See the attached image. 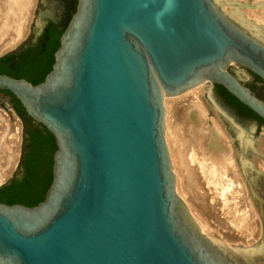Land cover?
Instances as JSON below:
<instances>
[{
	"label": "water",
	"instance_id": "1",
	"mask_svg": "<svg viewBox=\"0 0 264 264\" xmlns=\"http://www.w3.org/2000/svg\"><path fill=\"white\" fill-rule=\"evenodd\" d=\"M58 4L41 0L31 38L0 58L35 42ZM238 8L264 10V2L72 0L44 80L0 74V95L22 123L12 178L28 142L11 96L56 145L43 200L0 203V264H264V173L252 166V156L264 162L256 150L264 125L215 87L264 121V90L254 88L260 99L243 84L245 70L264 82V26ZM202 84L199 100L230 141L261 221L248 248L208 238L175 191L164 100Z\"/></svg>",
	"mask_w": 264,
	"mask_h": 264
},
{
	"label": "bare ground",
	"instance_id": "2",
	"mask_svg": "<svg viewBox=\"0 0 264 264\" xmlns=\"http://www.w3.org/2000/svg\"><path fill=\"white\" fill-rule=\"evenodd\" d=\"M234 1L244 5L264 2ZM33 2L0 0V54L18 45L28 34ZM222 9L228 13L226 6ZM238 12L244 19L264 26L263 9L238 8ZM207 87L209 85L202 84L164 100V139L175 177V191L200 231L208 238L217 243L226 238L239 240L244 248H248L262 236L260 223L235 164L230 141L199 100ZM8 128V142L12 147L5 163L0 162V183L13 169L19 153L18 128L16 124ZM1 130L3 127H0V154L5 151L6 142ZM262 140L261 154L264 153V138ZM253 162L259 163L264 170V163L257 156H252L254 167Z\"/></svg>",
	"mask_w": 264,
	"mask_h": 264
},
{
	"label": "trees",
	"instance_id": "3",
	"mask_svg": "<svg viewBox=\"0 0 264 264\" xmlns=\"http://www.w3.org/2000/svg\"><path fill=\"white\" fill-rule=\"evenodd\" d=\"M62 30L54 29L45 47H30L21 53L22 60L15 59L12 66L9 65V55L0 58V74H7L14 78H23L33 85L41 83L51 70L54 62L53 54L59 47V38ZM256 79L259 77L251 73ZM221 90L232 102L237 105L242 113L254 118L259 124L264 121L247 107L240 104L235 98L226 92L221 86H215ZM7 93V92H5ZM8 94V93H7ZM14 108L20 115L26 131L28 153L23 160L22 171L14 175L10 182L0 189V203L13 205L22 204L35 206L41 202L52 180V156L56 150L55 140L47 130L34 124L23 117L24 111L18 100L11 96Z\"/></svg>",
	"mask_w": 264,
	"mask_h": 264
},
{
	"label": "rangeland",
	"instance_id": "4",
	"mask_svg": "<svg viewBox=\"0 0 264 264\" xmlns=\"http://www.w3.org/2000/svg\"><path fill=\"white\" fill-rule=\"evenodd\" d=\"M41 9V0H34V2H33V7H32V14H31V16H30V20H29V23H28V34L26 35V37L20 42L21 44L23 43V42H25L26 40H28V38H31V36H32V32H31V28L33 27V24H34V20H35V18H36V16H37V14L39 13V10ZM73 13V12H72ZM20 43H18V44H20ZM3 54V53H2ZM1 55V54H0ZM208 86V85H207ZM9 103H8V101L4 98V97H2L1 95H0V127H3V130H1L2 131V135L4 136L3 137V139H4V141H6L5 142V151L4 152H2L1 154H0V157H1V159H0V162H1V164H4L5 163V160H6V158H7V155H8V153L9 152H11V150H10V148L12 147V144H10L9 142H8V127H11V125L12 124H16V127L18 128V140H19V142H18V144H19V153H18V155H17V161H16V164L14 165V167H13V169L8 173H6L5 174V176L2 178V181L4 180V181H7V180H10L11 178H12V175H13V172H14V170H15V168H16V166H17V163H18V161H19V155H20V147H21V140H22V134H21V131H22V123H21V120L19 119V118H17V117H15L14 116V113H13V110H12V108L11 107H7V105H8ZM203 105V104H202ZM208 116L209 117H213L210 113H209V111H208ZM5 132V133H4ZM262 135V137L264 138V132H257V138H258V141H259V145H258V147L256 148V149H258L259 150V148L260 149H262V143H263V138L262 137H260ZM262 141H261V140ZM7 150V151H6ZM9 150V151H8ZM259 152H260V155L261 156H263L264 157V153H262L261 154V151L259 150ZM5 153V154H4ZM5 155H6V157H5ZM258 158H259V160L260 161H262L261 160V158L259 157V156H257ZM263 162V161H262ZM256 162H253V164H254V168L255 169H257V170H260L261 172H263L262 171V169L259 167L260 165H259V163L258 164H255ZM264 163V162H263ZM256 165V166H255ZM1 181V182H2ZM3 181V182H4ZM1 184V183H0ZM256 216H257V220L259 221V223H260V228H261V233H262V225H261V221H260V218H259V216L256 214ZM255 216V217H256ZM261 236V235H260ZM261 237H259L258 239H260ZM258 241V240H257ZM256 242V241H255ZM217 243V242H216ZM219 246H228V247H231V248H244L243 246H244V244L241 242V241H235V240H233V239H229V238H226L225 240H223L221 243H217Z\"/></svg>",
	"mask_w": 264,
	"mask_h": 264
},
{
	"label": "flooded vegetation",
	"instance_id": "5",
	"mask_svg": "<svg viewBox=\"0 0 264 264\" xmlns=\"http://www.w3.org/2000/svg\"><path fill=\"white\" fill-rule=\"evenodd\" d=\"M71 1L72 0H57L59 3V9H58V15H56V20L55 22L53 21H48L47 24L43 27L42 32L37 36L36 41L29 44L28 46H25L23 49L18 51L17 53H14L10 57V63L9 65L12 66L14 64V60H22L21 53L24 52L27 48L33 47H45L46 41L49 39L50 33L56 29L57 31L64 30V23L66 22V17L72 15V9H71ZM74 1V5L76 4V0ZM245 72L248 73L251 81L250 83H243L246 87H248L254 95H256L258 98L263 99L261 97V94L259 91L254 90V88H259L264 90V82L256 79L251 72L245 70ZM28 152V149H27ZM22 171V167L20 169V172Z\"/></svg>",
	"mask_w": 264,
	"mask_h": 264
}]
</instances>
